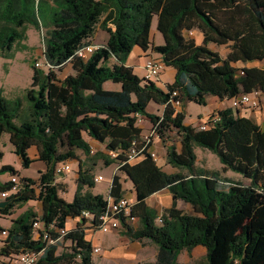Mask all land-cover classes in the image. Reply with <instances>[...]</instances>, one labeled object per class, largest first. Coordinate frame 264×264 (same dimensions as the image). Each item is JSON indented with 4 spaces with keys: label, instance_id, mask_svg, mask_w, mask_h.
Here are the masks:
<instances>
[{
    "label": "trees",
    "instance_id": "trees-1",
    "mask_svg": "<svg viewBox=\"0 0 264 264\" xmlns=\"http://www.w3.org/2000/svg\"><path fill=\"white\" fill-rule=\"evenodd\" d=\"M154 16L163 37L159 45L151 39ZM196 23L203 28L200 43L184 35ZM29 25L45 28L43 67L31 64L27 112L20 99L8 100L0 90V136L8 134L22 167L34 161L45 167L36 178L19 177V189L0 196L9 199L0 218L28 200L38 201L40 211L29 207L7 227L0 225V264H14L27 251L36 253L35 264H95L85 232L98 230L108 199L127 192L118 173L111 177L107 198L92 192L98 158L115 162L135 193L128 220L121 218V233L148 239L156 249L154 261L137 264H178V253L197 245L205 248L204 264H264V126L230 106L210 113L200 128L184 122L183 109L187 101L205 105L209 97L264 96V68L235 66L264 58V0H0V52L25 39ZM97 29L107 33L103 43L93 42ZM209 43L228 50L222 56ZM89 44L98 47L78 56ZM135 46L157 53L164 67L173 69L172 80L161 84L134 73L126 60ZM67 63L72 73L60 77ZM105 82L119 89H106ZM151 101L162 107L160 114L147 111ZM137 115L165 142L170 130L178 132L179 149L166 144V159L175 171H165L153 159ZM87 138L118 155L92 152ZM196 147L214 153L221 170L197 166ZM70 159L78 167L76 190L67 201L57 192L65 189L55 166ZM228 170L247 183L225 176ZM5 171L18 176L11 165L0 167ZM11 185L0 182V193ZM162 189L192 213L172 203L156 220L145 199ZM70 218L78 219L74 227H67Z\"/></svg>",
    "mask_w": 264,
    "mask_h": 264
},
{
    "label": "rangeland",
    "instance_id": "rangeland-1",
    "mask_svg": "<svg viewBox=\"0 0 264 264\" xmlns=\"http://www.w3.org/2000/svg\"><path fill=\"white\" fill-rule=\"evenodd\" d=\"M45 28L41 30L29 25L26 28V38L21 40L18 43H15L10 51L1 53L0 52V90L2 95L8 99H20L22 102V109L24 112H27L29 107V102L26 99L25 91L26 88L30 85L31 76H32V68L31 64L34 61L42 62V51H43V43H42V35H44ZM154 35V36H153ZM184 35L186 37H192L195 42H201L203 37V28L199 23L195 24V27L191 31H185ZM107 36V33L103 30L97 29L96 31V40L100 41V43L104 42V38ZM151 39L152 42L156 45L163 43L162 35L156 29V16L153 17L151 23ZM208 47L215 48L219 51V53L224 56L228 50L227 45L215 46L212 43L208 44ZM153 57H157V53L151 52ZM127 63H131V59L126 61ZM238 68H242V66L246 67H259L264 68V58L259 60H252L248 62H238L235 64ZM38 68H42V63L37 66ZM164 74L162 79L169 80L172 77L173 69L171 67H164ZM162 71V72H163ZM72 73L70 65L67 63L63 65L58 71V75L60 77H64L67 74ZM139 77H142V70L136 68L134 70ZM104 88L106 89H119V84L105 82ZM251 95L256 96L259 100V107L264 105V96L260 93H251ZM223 106L230 107V100H224ZM212 101H208L205 105L197 104L193 101H187L184 106V122L190 123L195 126H200L207 118L208 113L211 111ZM244 108H249L246 106L239 107L238 110H242ZM162 107L156 105L154 102H149L147 105V111L152 113L160 114ZM256 109V108H255ZM212 113V112H211ZM140 126L143 127L142 136L149 132L150 124L144 119L141 118V122H138ZM147 124V126L145 125ZM88 141L91 142V151L92 152H102L105 155H108V151L104 148V145L98 143H94L90 138H87ZM178 132L174 129L168 132V136L166 138V142L161 138H155L151 143V150L154 152L157 160L156 162L167 172H173L175 169L167 162L166 159V144L172 143L175 145L177 149L180 147ZM196 164L197 166H202L204 168L210 170H221V163L219 162L217 156L209 151L208 149H203L196 147ZM76 154L79 158L83 159L84 155L80 151H76ZM69 170L64 173L57 174V180L63 184L64 191L60 188L57 189L59 196L63 197L67 201H71L73 198L74 191L76 190L75 183V173L78 167V162L75 159L68 160ZM3 165H11L18 172V178L21 176H26L30 178H36L38 174V169H40L43 165L42 162H36L34 164L29 165L28 167H22L20 160L13 153V148L8 139V134L3 133L0 136V167ZM113 173H118L121 176V182L124 188L128 191L130 189V182L117 170V164L115 162H110L106 164L102 158H98L94 165V174L95 176L101 175L103 180L95 182L92 192L96 194H100L103 197H108V187L110 185V180ZM227 176H234L235 179L240 180L244 183H247L246 179H243L240 174L228 170L224 173ZM11 175L9 172H0V181H5L8 178L10 179ZM13 192L10 191V194ZM126 196V195H125ZM32 207L36 212L40 211V203L38 201L28 200L22 203L20 206L15 207L11 215L0 218V225L3 227H7L10 224L11 218L16 217L21 212L26 210L27 208ZM112 238V239H111ZM120 235L118 233L110 230L108 232H99L97 234V239L100 240L101 247L105 246L104 244L113 243L117 244ZM93 241H96L94 239ZM103 252V251H102ZM102 252L94 255V260H97L98 255H102ZM97 253V252H96ZM203 251H194V255H185L182 253L180 257V261L185 262V264H204ZM150 256V255H149ZM100 264V263H98Z\"/></svg>",
    "mask_w": 264,
    "mask_h": 264
},
{
    "label": "crops",
    "instance_id": "crops-1",
    "mask_svg": "<svg viewBox=\"0 0 264 264\" xmlns=\"http://www.w3.org/2000/svg\"><path fill=\"white\" fill-rule=\"evenodd\" d=\"M95 37H96V33L93 37V42L96 44L100 43V41H97ZM104 39H106V37ZM196 43H200V42H196ZM212 49L216 50L215 48H212ZM216 51H218V50H216ZM149 54H150L149 50L144 51L141 48H139L138 46H135V47H133L132 51L130 52V54L128 55V58L126 60V61H129L131 59V63L126 62V64L131 66L133 68V71L136 68L142 70L143 60ZM242 67H246V66H242ZM163 74H164V71L161 73L160 78H159L161 84H164L166 82H170L173 78L174 71H172V77L169 80H166L164 78L162 79ZM208 101H212L211 111L208 113V115L211 112L225 108V106H223L224 100L220 101L216 97H209L207 102ZM239 115L251 118L256 124H258L261 127L264 126V105L262 107H258L256 109L250 108V107L244 108V109L239 111ZM147 122L149 123V121H147ZM145 125L147 126V124H145ZM142 131H143V127H142ZM92 141L94 143L98 144L94 140H92ZM89 142H90V140H89ZM90 144H91V142H90ZM34 153H35V149L31 148L29 150V154L32 157H35ZM36 162H41V161H34L31 164H34ZM44 167L45 166L43 163L42 167L38 170H43ZM225 176H227V175L225 174ZM227 177L235 179L234 178L235 175L234 176H227ZM9 180L10 179L8 178L7 180L0 181V182H7ZM125 195L128 196L132 201L135 199V193L133 191L131 182H130V189L125 193ZM0 200H2L1 197H0ZM172 203H174L177 208H179L183 211H186L188 213H192V210L187 203H185L184 201H182L180 199L174 200L167 189H162L160 191L152 193L151 195H149L145 199L147 211L151 215L155 216L156 220L168 211V209L170 208ZM77 221H78L77 218L68 219L67 220V227H74L76 225ZM131 225L134 228H136L139 226V222L137 220H135L132 222ZM99 232H101V231L93 230V229H88L85 232V237L87 240H89L91 242L92 247H98L99 248V251L95 254H99L103 251L102 255L97 256L96 261L94 260L95 254L92 253L93 260H94L95 264H98V263H100V264H137L139 262H152L155 260L156 249H155L153 243L151 241H149L148 239H145V238H143V239H129L128 237L123 235L121 233L120 228H118V229H113V232L118 233L120 235V238H118V241H116L117 244H114V242L108 243V240H107V243L104 244L105 246L101 247L100 240L97 239V234ZM94 239H96V241H93ZM194 251H203V253H205V248L201 245H197V246L193 247L190 251L181 250L177 255V263L178 264H185L187 260H185V262L180 261V257L182 256V253H185V255H192L193 256Z\"/></svg>",
    "mask_w": 264,
    "mask_h": 264
},
{
    "label": "built area",
    "instance_id": "built-area-1",
    "mask_svg": "<svg viewBox=\"0 0 264 264\" xmlns=\"http://www.w3.org/2000/svg\"><path fill=\"white\" fill-rule=\"evenodd\" d=\"M98 45H85L77 51V55L81 57H86L90 54ZM41 64L40 61H36L35 65L39 66ZM164 70V65L161 60L157 59V57H153L152 54H149L145 57L142 63V79L143 80H152L158 81L159 77ZM231 106L233 107H250V108H258L259 107V100L256 96L251 95L250 93H240L233 98L230 99ZM178 105V103H177ZM216 117L213 118L215 120ZM141 122V117L137 115V123ZM205 123H202L200 128H204ZM158 133L153 129L149 128V132L142 136L145 143H152L155 138H158ZM149 151L154 160H157L154 152L149 148ZM134 150L127 154L128 158L132 159L134 156ZM108 155L110 157H116L118 152L108 151ZM69 170L68 161H64L58 163L55 166V171L57 174L64 173L65 171ZM103 177L101 175L95 176V182L101 181ZM10 181L12 182L11 188L8 191H4L0 193L1 197H6L10 194V191L13 193L19 189V179L17 176L13 175L10 177ZM132 204V200L128 196H123L117 200L108 199L106 210L98 216V226L97 229L101 232H108L113 229L121 228V218L124 217L125 220H128V216L130 214V206ZM84 216H88L87 212H83ZM92 251L94 253L99 251L98 247H93ZM37 259V255L33 251H27L18 255L17 260L14 264H35Z\"/></svg>",
    "mask_w": 264,
    "mask_h": 264
},
{
    "label": "water",
    "instance_id": "water-1",
    "mask_svg": "<svg viewBox=\"0 0 264 264\" xmlns=\"http://www.w3.org/2000/svg\"><path fill=\"white\" fill-rule=\"evenodd\" d=\"M9 202V199L7 200H0V208L4 207Z\"/></svg>",
    "mask_w": 264,
    "mask_h": 264
}]
</instances>
